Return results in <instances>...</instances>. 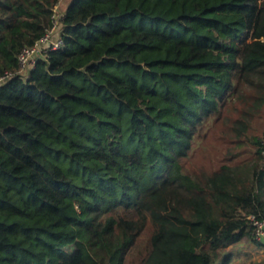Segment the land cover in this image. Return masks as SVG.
Masks as SVG:
<instances>
[{
  "label": "trees",
  "instance_id": "trees-1",
  "mask_svg": "<svg viewBox=\"0 0 264 264\" xmlns=\"http://www.w3.org/2000/svg\"><path fill=\"white\" fill-rule=\"evenodd\" d=\"M61 1L0 0V264L264 247L247 220L264 219V126L248 164L204 153L264 116V0H70L63 47L20 73Z\"/></svg>",
  "mask_w": 264,
  "mask_h": 264
},
{
  "label": "rangeland",
  "instance_id": "rangeland-1",
  "mask_svg": "<svg viewBox=\"0 0 264 264\" xmlns=\"http://www.w3.org/2000/svg\"><path fill=\"white\" fill-rule=\"evenodd\" d=\"M70 0L61 1L55 8L57 15L62 16L64 9ZM264 126V116L261 118H256L251 122V131L248 133L249 142L246 146L241 149L233 148L234 145L230 147L229 142H222L216 136H213L208 145L205 148V154L211 158L213 163L216 161L223 160V154L228 152L230 149L232 152L237 153V161H242L246 164L252 158V153L256 150L250 143L251 137L258 136V133L262 130ZM200 158H202L200 156ZM206 163L205 160L202 161ZM229 255V261L227 264H252L254 262L264 261V247L256 245L246 239L242 240L240 244H237L227 250Z\"/></svg>",
  "mask_w": 264,
  "mask_h": 264
},
{
  "label": "built area",
  "instance_id": "built-area-1",
  "mask_svg": "<svg viewBox=\"0 0 264 264\" xmlns=\"http://www.w3.org/2000/svg\"><path fill=\"white\" fill-rule=\"evenodd\" d=\"M62 17L63 15H57L55 12L52 17V25L43 37L33 47L21 51L18 56L20 73L25 74L32 70L38 60L46 57L48 53L58 51L63 47V40L59 33ZM247 220L253 228L256 242L264 245V219L249 215Z\"/></svg>",
  "mask_w": 264,
  "mask_h": 264
}]
</instances>
